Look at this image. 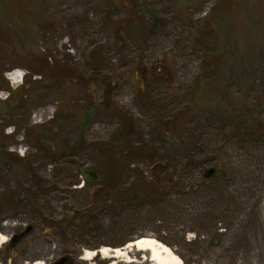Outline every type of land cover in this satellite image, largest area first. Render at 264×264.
Wrapping results in <instances>:
<instances>
[{"label":"rangeland","instance_id":"rangeland-1","mask_svg":"<svg viewBox=\"0 0 264 264\" xmlns=\"http://www.w3.org/2000/svg\"><path fill=\"white\" fill-rule=\"evenodd\" d=\"M15 1L28 16L9 20L0 5V142L13 156L21 157L19 147L29 156L16 165L0 156V232L9 236L0 264L63 256L66 264H107L101 255L83 260L84 251L144 236L162 241L182 264H264V128L242 135L264 124V0H225L224 11L219 0ZM208 27L225 57L214 78V59L195 42ZM45 59L84 77L66 78V106L50 75L20 65ZM17 70L23 80L11 82ZM111 104L134 116V138L158 148L159 171L175 177L155 201L124 203L134 176L124 192L92 199L99 157L84 149L111 141L118 127ZM46 108L53 112L37 122ZM131 166L156 180L153 166ZM148 255L134 252L136 262L127 264H149Z\"/></svg>","mask_w":264,"mask_h":264},{"label":"trees","instance_id":"trees-1","mask_svg":"<svg viewBox=\"0 0 264 264\" xmlns=\"http://www.w3.org/2000/svg\"><path fill=\"white\" fill-rule=\"evenodd\" d=\"M219 1L220 2L217 4V7L219 9L224 11L225 9L228 8L226 7V3H228V1H225V0H219ZM0 5H3V7L6 9V12H7L6 15H7V18H9V20L12 19V21L16 22L17 20L19 21L20 17L28 16L27 12L25 15L23 14V12L26 11L25 7L22 6L21 4L19 5V3L16 2L15 0H0ZM215 10H213V14L210 16V17H213V19H216L217 17L215 18V15H218L215 12ZM213 19L211 20V22H213ZM211 27L210 28L208 27L205 31H203V33H200L197 36L195 42L198 45L203 46L204 51H205V56H207V58L214 59V62H213L214 68L212 70L213 73L211 74V77L214 78L215 74L219 72V70L224 68L225 57L223 55V52H220V49L218 48V46L215 44V42H213L214 37L210 39V36L213 35ZM0 33L3 36V32L1 28H0ZM3 41L4 39L0 37V51H2L4 47ZM20 65H24L27 68H29L31 71V74L41 73L43 75L44 74L50 75L51 78L55 81L51 89H54V90L57 89L58 93L60 94V97H64V98H61V103L65 106H66L65 104L66 87L64 85H65L66 78L74 77L76 79H84L83 76H81L80 74L78 75L77 72L70 71V69H68L67 67H66L65 72L62 70L63 73H61V70L59 67H58L59 68L58 70L55 69L57 66L55 68L52 67L47 62L46 59L43 64L39 65V67L30 66L28 63H23ZM140 74L138 76H140ZM142 74H143V79H141L140 89L142 92L147 93L148 90L145 85V79L147 76L145 75V73H142ZM87 82L88 84L92 83L90 81V78L88 79ZM2 87L4 88L6 87V89L8 90L10 89V88H7L9 86H6V85ZM142 88L144 91L142 90ZM221 91H222V94H221L222 98L226 97L225 92L222 89ZM63 105L60 108V110H62ZM142 108H144L145 112L153 116L151 113L152 110L149 109V107H147L146 105H143ZM110 111L118 122V127L112 133L111 141L101 143L99 145L94 144L93 148L88 147L84 149V150H88V149L93 150L94 152H96L97 156L99 157L97 165L95 166L94 170L96 174L100 175L101 181L98 183V186L95 188L96 190L92 194V199L101 200L100 198H102L103 195L105 194L114 195L116 192L118 193L124 192V189H125L123 188L124 183L129 178H131V176H134V186H132L133 189L131 191L130 189H128L127 192L124 193V196H123L124 203H134L135 201H140V200L141 201L149 200L151 202L155 201L157 199V196L159 197L162 194L164 195L165 192L163 193V188L170 189L176 185L174 181L175 177L174 175H172V173H170L171 171H169L167 167L160 169L162 170V172L159 171V168H161L162 166L161 161L163 160V157H160V154H159L160 150L158 148L148 144L144 139L136 140V138H134L136 135L139 134L137 132L138 123H136L134 116L129 115V113L125 112L122 109V107H119L118 105H115V104H111ZM61 112H63V110L60 111V113ZM60 116L61 115L57 114V118H55V121H57ZM261 127L264 128V124L261 123L257 127L258 129H255L253 126H251L250 129L247 130L246 133L244 132L242 135L244 137L247 136L245 138H250L252 134L253 135L260 134L259 131L262 130ZM236 129H238V127H236ZM238 130L240 132V128ZM76 146L77 145L73 146L74 148L70 150V153H76V150H77ZM6 149H7V144L5 141L2 140V142H0V156L4 160L9 161L10 163L14 165L23 164L27 162V159H28L27 157L29 156V153L26 154L25 157H18V156H13V154ZM136 160L140 162H145L153 166L152 176L156 177L155 181H151L147 177H145L141 170L137 168H134V169L132 168L131 165ZM83 175H84V179L86 180L85 182L87 183V185L90 186L94 184L91 178L92 176L89 173L84 172ZM209 178L210 177H206V179H209ZM185 188L187 189L191 187L185 186ZM66 211H68L69 215L72 214L71 209L66 208Z\"/></svg>","mask_w":264,"mask_h":264},{"label":"bare ground","instance_id":"bare-ground-1","mask_svg":"<svg viewBox=\"0 0 264 264\" xmlns=\"http://www.w3.org/2000/svg\"><path fill=\"white\" fill-rule=\"evenodd\" d=\"M14 75L15 82H20L23 74L17 70ZM8 240L9 236L0 232V243H6ZM134 252H148L147 261H150L149 264H182V260H180L174 250L152 236L138 237L136 240L128 242L125 247L111 248L105 246L95 251L86 250L82 259L89 261L93 260L95 256L101 255L105 260L111 259L107 264L135 263ZM140 259H144V257L140 256ZM33 264H46V262L36 261Z\"/></svg>","mask_w":264,"mask_h":264},{"label":"built area","instance_id":"built-area-1","mask_svg":"<svg viewBox=\"0 0 264 264\" xmlns=\"http://www.w3.org/2000/svg\"><path fill=\"white\" fill-rule=\"evenodd\" d=\"M24 75V72L22 73ZM9 79L11 82H15V75H14V71L9 74ZM23 75L21 77V82L23 80ZM42 111V110H41ZM53 112V109L51 108H46L44 109L42 112H38V114H35V120H37V122H40V123H43L45 122L46 120V113H52ZM16 131V128L15 127H8L7 129V132L10 133V134H14ZM15 149V146L13 147ZM21 147H19V150L17 152H19V154L21 156H25L26 155V152H27V149H20ZM16 150V149H15Z\"/></svg>","mask_w":264,"mask_h":264},{"label":"water","instance_id":"water-1","mask_svg":"<svg viewBox=\"0 0 264 264\" xmlns=\"http://www.w3.org/2000/svg\"><path fill=\"white\" fill-rule=\"evenodd\" d=\"M214 170H215L214 168H210L209 170H207V171L205 172V173H206V177H209V176L213 175ZM29 229H30V227H29ZM29 229H27L26 232H28ZM23 234H24V233H21L19 236L15 237V238H13V239L16 241L19 237L24 236ZM69 261H70V258H69L68 256H63V258H60L59 260L54 261V262H52L51 264H66V263H68Z\"/></svg>","mask_w":264,"mask_h":264},{"label":"flooded vegetation","instance_id":"flooded-vegetation-1","mask_svg":"<svg viewBox=\"0 0 264 264\" xmlns=\"http://www.w3.org/2000/svg\"><path fill=\"white\" fill-rule=\"evenodd\" d=\"M14 241H15V240H14ZM14 241H13V242H14ZM13 242H12V243H13Z\"/></svg>","mask_w":264,"mask_h":264}]
</instances>
